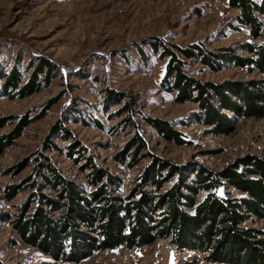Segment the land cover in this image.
<instances>
[{"label":"rangeland","instance_id":"374dc122","mask_svg":"<svg viewBox=\"0 0 264 264\" xmlns=\"http://www.w3.org/2000/svg\"><path fill=\"white\" fill-rule=\"evenodd\" d=\"M238 14L226 0H0V67L7 70L16 63L22 70L32 57L45 56L59 70L28 96L0 99V118H5L0 133L9 131L20 115L32 118L0 155V214L17 213L29 192L27 184L11 200L5 199L4 188L21 184L30 173L56 123L81 143L84 157L122 179L119 195L129 191L152 157L214 172L245 155L264 157V114L237 118L226 132L196 121L198 105L175 102L173 94L160 85L165 60L149 49L150 41L158 38L177 46L201 41L216 53L231 48L246 55L239 46L252 37L238 23ZM186 67L191 76L216 83L261 77L230 65L212 71L192 59ZM107 87L124 92L134 102L132 118L117 115L119 105L103 110ZM146 117L171 122L185 143L177 145L161 137ZM136 129L145 147L136 155L137 163L130 164L129 156L121 162L115 155ZM52 141L59 149L43 153L64 175L83 181L79 169L83 162L75 164L66 155L71 140L54 137ZM24 160V168L18 170ZM173 180H167L161 190ZM249 224L264 228V221ZM205 255L177 249L169 238L159 237L133 249H102L79 262L56 261L25 244L10 220L0 218V262L6 264H226L210 262Z\"/></svg>","mask_w":264,"mask_h":264},{"label":"trees","instance_id":"16d2710c","mask_svg":"<svg viewBox=\"0 0 264 264\" xmlns=\"http://www.w3.org/2000/svg\"><path fill=\"white\" fill-rule=\"evenodd\" d=\"M226 2L239 11L237 21L252 37L253 41L239 46L246 55L231 48L216 53L201 41L177 46L155 38L149 43L151 53L165 60L160 80L164 90L173 94L177 103L195 102L196 121L212 124L221 132L231 130L237 118L264 114V0ZM138 50L143 52L141 47ZM189 59L212 71L230 65L258 72L261 77L221 83L201 80L186 72ZM58 73L57 64L45 56L32 57L22 70L16 63L7 70L0 67V99L28 96ZM101 102L104 111L119 105L116 114L132 118L134 102L126 99L124 92L107 87ZM145 119L161 137L177 145L185 143L171 122ZM4 120L0 118V129ZM31 122L28 115H20L9 131L0 133V155ZM54 137L71 140L66 155L75 164L83 162L79 165L83 181L64 175L43 153L59 149ZM144 147L136 129L115 158L122 162L129 156L130 164H135ZM82 150L70 131L56 123L30 173L21 184L5 186L6 200L13 199L22 185L29 189L16 214H0L10 220L25 244L53 260L79 262L102 249H133L163 237L177 249L205 253L210 262L264 264V228L249 224L264 221V157L245 155L217 172L201 167L191 170L152 157L129 191L119 195L122 179L91 157H84ZM24 166L25 160L17 165L18 170ZM170 179L173 182L161 190ZM149 186L153 188L149 190ZM199 194L202 197L198 198Z\"/></svg>","mask_w":264,"mask_h":264}]
</instances>
